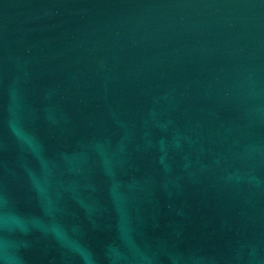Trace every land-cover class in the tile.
Returning a JSON list of instances; mask_svg holds the SVG:
<instances>
[{"label": "water", "instance_id": "obj_1", "mask_svg": "<svg viewBox=\"0 0 264 264\" xmlns=\"http://www.w3.org/2000/svg\"><path fill=\"white\" fill-rule=\"evenodd\" d=\"M0 264H264V0H0Z\"/></svg>", "mask_w": 264, "mask_h": 264}, {"label": "clouds", "instance_id": "obj_2", "mask_svg": "<svg viewBox=\"0 0 264 264\" xmlns=\"http://www.w3.org/2000/svg\"><path fill=\"white\" fill-rule=\"evenodd\" d=\"M6 246H7V242H6Z\"/></svg>", "mask_w": 264, "mask_h": 264}]
</instances>
